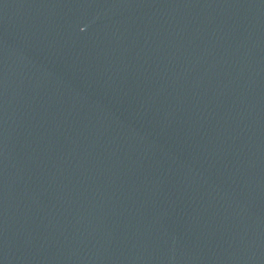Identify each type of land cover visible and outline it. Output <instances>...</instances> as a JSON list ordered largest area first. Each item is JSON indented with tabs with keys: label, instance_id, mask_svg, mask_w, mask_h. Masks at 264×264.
<instances>
[{
	"label": "water",
	"instance_id": "obj_1",
	"mask_svg": "<svg viewBox=\"0 0 264 264\" xmlns=\"http://www.w3.org/2000/svg\"><path fill=\"white\" fill-rule=\"evenodd\" d=\"M0 264H264V0H0Z\"/></svg>",
	"mask_w": 264,
	"mask_h": 264
}]
</instances>
